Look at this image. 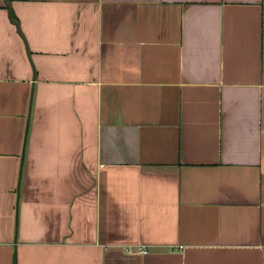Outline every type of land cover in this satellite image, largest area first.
<instances>
[{
	"label": "crops",
	"instance_id": "1",
	"mask_svg": "<svg viewBox=\"0 0 264 264\" xmlns=\"http://www.w3.org/2000/svg\"><path fill=\"white\" fill-rule=\"evenodd\" d=\"M0 264H264V0H0Z\"/></svg>",
	"mask_w": 264,
	"mask_h": 264
},
{
	"label": "built area",
	"instance_id": "2",
	"mask_svg": "<svg viewBox=\"0 0 264 264\" xmlns=\"http://www.w3.org/2000/svg\"><path fill=\"white\" fill-rule=\"evenodd\" d=\"M179 248H182V246H179ZM125 250L130 253V254H137V255H140V256H144L146 254H148V250L145 246H133V247H129L127 246L125 248Z\"/></svg>",
	"mask_w": 264,
	"mask_h": 264
}]
</instances>
